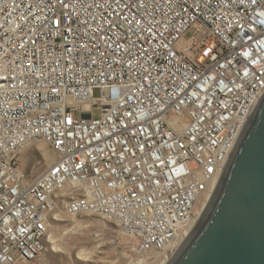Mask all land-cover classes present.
I'll return each instance as SVG.
<instances>
[{
	"label": "built area",
	"instance_id": "2783aa9c",
	"mask_svg": "<svg viewBox=\"0 0 264 264\" xmlns=\"http://www.w3.org/2000/svg\"><path fill=\"white\" fill-rule=\"evenodd\" d=\"M263 94L264 0H0V264H35L58 209L165 257Z\"/></svg>",
	"mask_w": 264,
	"mask_h": 264
},
{
	"label": "water",
	"instance_id": "95a60500",
	"mask_svg": "<svg viewBox=\"0 0 264 264\" xmlns=\"http://www.w3.org/2000/svg\"><path fill=\"white\" fill-rule=\"evenodd\" d=\"M167 264H264V94L204 213Z\"/></svg>",
	"mask_w": 264,
	"mask_h": 264
},
{
	"label": "rangeland",
	"instance_id": "374dc122",
	"mask_svg": "<svg viewBox=\"0 0 264 264\" xmlns=\"http://www.w3.org/2000/svg\"><path fill=\"white\" fill-rule=\"evenodd\" d=\"M193 34V29L188 30L183 38L189 40ZM95 95L98 96L99 92L96 91ZM94 112L95 116L99 115L98 110ZM73 115L77 117L79 110H74ZM43 155L45 158L54 159L49 147L39 141L25 148L17 157L19 167L25 172L28 180L34 179L43 171ZM201 206L198 205L197 210ZM204 211L205 209L203 213ZM55 214L45 238V250L35 264H158L164 258L159 254L137 255L134 251L136 240L124 235L113 221L91 214L70 215L62 209L56 210ZM140 259L144 261L141 262Z\"/></svg>",
	"mask_w": 264,
	"mask_h": 264
},
{
	"label": "bare ground",
	"instance_id": "6f19581e",
	"mask_svg": "<svg viewBox=\"0 0 264 264\" xmlns=\"http://www.w3.org/2000/svg\"><path fill=\"white\" fill-rule=\"evenodd\" d=\"M42 143H43V142H42ZM44 153H45V151H44ZM46 159H47V161H51V160H52L51 157H47ZM217 183H218V182H217ZM212 195H213V194H211L209 197H206V198L200 203V205H202V206L197 210V217H198L197 222L199 221L201 214H203V210L206 208L205 205L209 202V200H210V198H211ZM204 207H205V208H204ZM197 222L195 223L194 226H196ZM193 229H194V228H193ZM187 236H188V235H187ZM50 237H51V239L53 240L52 236H50ZM185 239H186V238H185ZM185 239L181 240L180 242L182 243ZM181 243H180V244H181ZM179 247H180V246H179ZM175 250H176V247L172 249L171 253L167 254L163 259H161V261H160L158 264H166V263L168 262V260H170V256H171V254H172ZM140 261L143 262L144 260H143V259H140Z\"/></svg>",
	"mask_w": 264,
	"mask_h": 264
}]
</instances>
